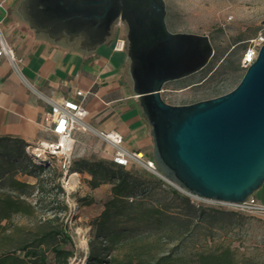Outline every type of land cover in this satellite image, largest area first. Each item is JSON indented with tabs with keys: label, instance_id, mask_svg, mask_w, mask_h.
Instances as JSON below:
<instances>
[{
	"label": "water",
	"instance_id": "95a60500",
	"mask_svg": "<svg viewBox=\"0 0 264 264\" xmlns=\"http://www.w3.org/2000/svg\"><path fill=\"white\" fill-rule=\"evenodd\" d=\"M19 11L54 38L87 35L96 46L127 22L133 90L153 137L160 172L204 199L241 203L264 185V45L230 92L171 105L166 83L201 70L214 55L208 35L172 32L164 0H23ZM261 23L264 24V21Z\"/></svg>",
	"mask_w": 264,
	"mask_h": 264
},
{
	"label": "rangeland",
	"instance_id": "374dc122",
	"mask_svg": "<svg viewBox=\"0 0 264 264\" xmlns=\"http://www.w3.org/2000/svg\"><path fill=\"white\" fill-rule=\"evenodd\" d=\"M164 1L169 30L208 35L214 47V55L203 70L184 79L166 83L162 92L163 99L171 105H189L232 91L246 72L241 58L250 44L249 41L264 33V24L261 23L264 21V0ZM239 40L241 41L238 42ZM85 144L86 155L81 161H72L70 167L63 168L60 160L55 159L50 169L33 175L17 172V163L26 159L25 155L17 158L7 152L0 153V198L19 195L8 188L12 178L34 185L27 197L34 206V214L30 217L14 215L9 232L13 231L18 237L24 234H18L16 225L27 229L36 226L37 221L43 217H60L68 223L75 244L76 254L70 264L82 258L87 264L92 242H95L101 258L105 261L115 254L122 258H155L165 255L166 264H199L198 253L229 246L247 264H264V216L227 209H223L225 213L222 214L221 209L215 206H198L177 188L140 165L124 168L119 174L133 172L132 181L136 187L134 199L131 197L130 202L135 200L143 211L159 209L169 214H179L180 218L186 216L185 213L191 210V206L202 208L206 214L203 221L198 220L197 215L193 216L190 220L197 225L190 233L181 236L176 227L168 225L166 218L150 227L144 224H123L119 221L120 228L125 230L120 238L112 242L107 238H95L99 231L96 220L104 211L105 203L113 197L112 185L105 182L92 189L89 186L92 176L85 168L74 172L73 169L80 162H89L101 168L99 161L102 160L106 162L104 166L108 165V160L94 155L93 149L89 148V140ZM172 188L178 190L182 197L175 195ZM260 190L255 194L264 201V188ZM230 212L236 214L228 215ZM207 215L219 218V221L210 224ZM229 217L232 218V223L227 222L226 218ZM12 248L0 246V251Z\"/></svg>",
	"mask_w": 264,
	"mask_h": 264
},
{
	"label": "crops",
	"instance_id": "0c3cea01",
	"mask_svg": "<svg viewBox=\"0 0 264 264\" xmlns=\"http://www.w3.org/2000/svg\"><path fill=\"white\" fill-rule=\"evenodd\" d=\"M22 1L0 0V29L22 59L23 75L40 94L55 101L79 102L83 98L89 112L86 118L89 129L73 134L71 160L84 158L85 142L89 140V148L96 157L112 161L113 150L99 133L115 131L124 137L127 148L154 161L151 127L133 90L131 61L120 26L113 30V37L96 46L87 35L65 34L56 39L30 26L19 11ZM121 41L125 43L123 48L119 45ZM78 91L85 96H78ZM50 111V105L29 89L10 63L2 59L0 141L28 145L56 142L57 137L44 124ZM255 196L264 203L262 197Z\"/></svg>",
	"mask_w": 264,
	"mask_h": 264
},
{
	"label": "trees",
	"instance_id": "16d2710c",
	"mask_svg": "<svg viewBox=\"0 0 264 264\" xmlns=\"http://www.w3.org/2000/svg\"><path fill=\"white\" fill-rule=\"evenodd\" d=\"M221 95L223 94H218L215 97ZM8 143L12 144L8 145ZM28 146L30 145L24 142L2 140L0 141V153L7 152L17 158H22L25 155L26 159L21 162L18 161L16 167L17 172L23 175H33L36 172L43 173L52 167L53 164L48 166L39 165L35 162L33 164V159L26 153ZM104 163L106 162L99 161L101 168H98L97 165L89 162H80L73 169L74 172H80L83 168L87 170L92 176L89 181V186L92 189L98 188L105 182H109L112 185L113 197L105 203L104 211L96 220L99 231L95 238H107L110 242L120 238L125 230L120 228L119 221L123 224H144L150 227L166 218L169 221L168 225L177 228L179 236L187 232L190 233L197 225V223H193L190 220L193 216L197 215L198 220L203 221L202 219L206 215L205 211L194 206H191V210L185 213L186 216L184 218H180L179 214H169L159 209L143 211V208L135 200L130 202L131 197L134 199L136 187L132 181L133 172L130 171L126 175H119L123 172L124 167L115 164L113 161L107 162V166H104ZM30 165H32V169H30ZM99 177L102 179L98 180ZM33 186L30 183L12 178L9 180L8 188L12 192H18L19 195L17 197L6 195L0 198V246L13 247L12 250L0 251V264H70L71 259L76 254L75 244L69 232L68 223L60 217H43L37 221L36 226L28 227L27 229L24 226L16 225L18 234L20 232L24 234H20L18 237L15 233H12L13 231L9 232L13 224L14 215L21 214L22 216L30 217L34 214V206L27 198L30 194L29 190ZM172 192L182 197L178 190L172 188ZM220 212L222 214L225 213L223 209ZM235 214V212H230L228 215ZM207 219L210 224H216L219 221V218L209 215H207ZM226 219L227 222H233L231 217ZM197 259L199 264H247L246 260L243 257H239L229 246L219 247L212 252H200L197 254ZM166 263L167 256L165 255L155 258L142 256L122 258L120 255L115 254L110 256V260L105 261L101 258L95 242L91 243L90 256L87 258V264Z\"/></svg>",
	"mask_w": 264,
	"mask_h": 264
},
{
	"label": "built area",
	"instance_id": "2783aa9c",
	"mask_svg": "<svg viewBox=\"0 0 264 264\" xmlns=\"http://www.w3.org/2000/svg\"><path fill=\"white\" fill-rule=\"evenodd\" d=\"M249 43L250 44L242 58V67L244 70H247V68L257 59L260 48L264 45V33H260L258 36L251 39ZM119 45L123 48L125 43L121 41ZM2 59H6L22 82L39 97L44 99L51 107V111L44 117V124L47 125L48 129L57 137V141L53 143L41 142L36 145H30L27 147L26 153L36 164L39 165H52L53 160L59 159L63 168L70 167V164L72 163L71 153L73 150V134L77 130L89 129V125L86 122L89 112L84 105L83 98L79 102L71 99H65L59 102L40 94L31 82L23 75L21 70L23 61L9 46L0 29V61ZM77 95L82 97L85 96L82 91H78ZM99 136L112 148V161L115 164L126 169L133 165L144 167L148 172L177 188L184 195L191 198L198 206L212 205L220 209L264 216V203L258 200L255 195L248 197L241 203H229L201 198L169 181L160 172L155 161L149 160L142 154L131 151L127 148L124 137L118 132H100ZM40 161L44 164H40Z\"/></svg>",
	"mask_w": 264,
	"mask_h": 264
},
{
	"label": "flooded vegetation",
	"instance_id": "af4514ba",
	"mask_svg": "<svg viewBox=\"0 0 264 264\" xmlns=\"http://www.w3.org/2000/svg\"><path fill=\"white\" fill-rule=\"evenodd\" d=\"M120 26V29H121V35H123V39L125 40L126 44L128 42V37H129V32H130V26L127 22H124V21H120V20H117L116 24L113 26L112 28V31H111V37H113L115 35V27L116 26ZM109 36V37H110Z\"/></svg>",
	"mask_w": 264,
	"mask_h": 264
},
{
	"label": "bare ground",
	"instance_id": "6f19581e",
	"mask_svg": "<svg viewBox=\"0 0 264 264\" xmlns=\"http://www.w3.org/2000/svg\"><path fill=\"white\" fill-rule=\"evenodd\" d=\"M83 259H84V258H82L80 261L75 260L72 264H85V262H84Z\"/></svg>",
	"mask_w": 264,
	"mask_h": 264
}]
</instances>
